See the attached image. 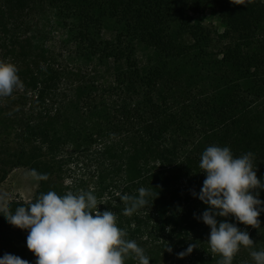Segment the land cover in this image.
Here are the masks:
<instances>
[{
	"label": "trees",
	"instance_id": "obj_1",
	"mask_svg": "<svg viewBox=\"0 0 264 264\" xmlns=\"http://www.w3.org/2000/svg\"><path fill=\"white\" fill-rule=\"evenodd\" d=\"M209 7L221 32L192 17ZM46 17L61 33L58 50L46 43ZM58 57L86 64L92 77ZM0 61L16 66L23 85L0 97V183L16 168L38 181L28 201H9L10 211L49 190L91 192L149 264H219L209 227L194 218L207 206L191 192L202 187L199 161L211 145L252 153L264 180L262 0H0ZM140 187L152 193L149 204L124 215L121 195ZM255 191L264 201V189ZM225 219L253 241L232 264H254L264 212L259 228L217 217ZM27 234L0 216V246L18 236L27 249ZM21 259L36 257L28 250ZM124 264L138 262L129 255Z\"/></svg>",
	"mask_w": 264,
	"mask_h": 264
},
{
	"label": "clouds",
	"instance_id": "obj_2",
	"mask_svg": "<svg viewBox=\"0 0 264 264\" xmlns=\"http://www.w3.org/2000/svg\"><path fill=\"white\" fill-rule=\"evenodd\" d=\"M17 72L14 64L0 61V97L10 96L23 87ZM251 157L250 152L236 157L229 147L217 145L206 147L200 157L199 168L205 179L200 191H192L191 195L207 207L199 216L194 214V218L209 227L208 246L220 255L219 264H232L240 247H250L253 241L247 231L226 219L218 222L217 217L231 216L244 225L260 227L258 217L264 212V201L255 190L264 189V180L257 178ZM38 179H46V175L39 174ZM151 195L145 187H140L136 196L121 195L126 205L123 214L131 215L146 207ZM97 205L91 192L69 191L60 196L49 190L27 207L18 206L13 212L7 194L0 192V216L10 225L27 230L26 247L36 257L35 264H124L129 255L138 264H149L144 250L126 239V232L117 226L115 213L100 212ZM193 247L189 244L176 255L183 258ZM166 250L172 251L171 247ZM250 256L254 264H264V250H252ZM0 264L29 262L5 253Z\"/></svg>",
	"mask_w": 264,
	"mask_h": 264
},
{
	"label": "rangeland",
	"instance_id": "obj_3",
	"mask_svg": "<svg viewBox=\"0 0 264 264\" xmlns=\"http://www.w3.org/2000/svg\"><path fill=\"white\" fill-rule=\"evenodd\" d=\"M194 20H198L205 26L212 27L218 32L222 31L221 24L217 18L215 11L212 8H208L203 14L192 16ZM49 17L44 18L42 21V27L47 34V45L54 46L55 49H60L59 43L61 33L56 30L53 25H49ZM138 57L143 58V54L138 52ZM59 63L66 68L69 72H80L85 76L92 77L90 72L91 68L86 64L74 61L67 57H58ZM98 70V69H97ZM88 78V77H87ZM86 78V79H87ZM38 186V181L35 175L30 173L24 168H16L9 172L3 182L0 183V192L6 193L8 196V202L13 199L22 201H28ZM28 250L22 245L18 236H8L5 243L0 246V257L5 253L19 256L27 253Z\"/></svg>",
	"mask_w": 264,
	"mask_h": 264
}]
</instances>
